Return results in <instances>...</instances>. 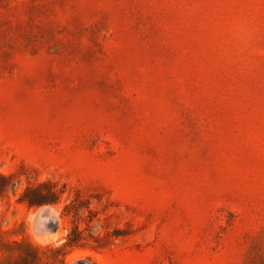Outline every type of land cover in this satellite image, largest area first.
<instances>
[{"label":"rangeland","instance_id":"rangeland-1","mask_svg":"<svg viewBox=\"0 0 264 264\" xmlns=\"http://www.w3.org/2000/svg\"><path fill=\"white\" fill-rule=\"evenodd\" d=\"M0 264H264V0H0Z\"/></svg>","mask_w":264,"mask_h":264}]
</instances>
